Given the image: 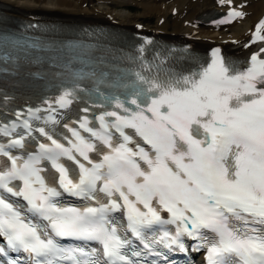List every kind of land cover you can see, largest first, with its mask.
Wrapping results in <instances>:
<instances>
[{"label":"snow or ice","instance_id":"6c2138e0","mask_svg":"<svg viewBox=\"0 0 264 264\" xmlns=\"http://www.w3.org/2000/svg\"><path fill=\"white\" fill-rule=\"evenodd\" d=\"M243 15L229 11L221 23ZM262 32L264 20L256 26V40L264 41ZM135 76L130 93L135 108L126 106L127 98L105 96L124 114L103 112L98 128L85 117L79 129L88 136L70 128L74 139L64 137L66 146L40 128L50 143L22 156L0 144V156L7 158L0 163V237L34 264H140L132 259L142 252L132 248L129 232L147 255L165 264L167 255L155 245L185 252L184 237L199 242L194 249L206 248L207 264H264V47L245 66L214 49L209 63L187 75ZM78 87L62 93L60 107L72 102ZM23 127L33 131L28 120ZM125 129H134L150 148ZM0 131L9 134V126ZM23 146V136L9 142L10 148ZM65 159L75 166H66ZM42 162L55 170L51 180ZM63 193L88 203L65 206ZM7 194L26 204L11 202ZM121 210L126 225L112 216ZM165 225L175 230L148 238V231ZM66 237L98 247L66 248L57 239Z\"/></svg>","mask_w":264,"mask_h":264},{"label":"bare ground","instance_id":"6f19581e","mask_svg":"<svg viewBox=\"0 0 264 264\" xmlns=\"http://www.w3.org/2000/svg\"><path fill=\"white\" fill-rule=\"evenodd\" d=\"M84 1L91 0H0V3L7 6V13H19L20 11H32L41 10L52 16L69 17L79 11H84L86 13H91L92 9L89 6L82 7L81 4ZM110 1V4H96L97 7L102 8L106 12L114 13L117 17L119 23L126 25L132 20L139 18L151 19L156 14H165L166 11L162 9L166 0H141L139 2L135 1V4L140 7L138 12L126 11L125 4L130 0H105ZM182 2L184 0H173ZM172 2V3H173ZM171 4V3H170ZM205 3L195 6L196 10L202 8ZM166 6V4H165ZM264 4L262 0H252L249 5V9L253 10L251 16L248 19L253 20L258 14L263 11ZM192 17V14L189 15ZM171 26L180 29V23L167 19L163 25V28L169 29ZM245 26H247L245 24ZM209 34V33H208ZM217 34V33H216Z\"/></svg>","mask_w":264,"mask_h":264}]
</instances>
